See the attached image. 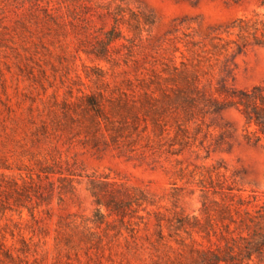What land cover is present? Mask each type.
I'll return each mask as SVG.
<instances>
[{"label": "rangeland", "instance_id": "1", "mask_svg": "<svg viewBox=\"0 0 264 264\" xmlns=\"http://www.w3.org/2000/svg\"><path fill=\"white\" fill-rule=\"evenodd\" d=\"M82 1L0 0V264H264V135L234 104L264 84V44L240 51L233 26L264 0H92L155 15L116 65L80 48L99 19L45 17ZM100 91L138 102L95 133ZM91 175L150 202L96 222Z\"/></svg>", "mask_w": 264, "mask_h": 264}, {"label": "trees", "instance_id": "2", "mask_svg": "<svg viewBox=\"0 0 264 264\" xmlns=\"http://www.w3.org/2000/svg\"><path fill=\"white\" fill-rule=\"evenodd\" d=\"M46 19L58 23L59 17L68 19L73 25L76 22L82 23L85 29L90 28L92 21L99 19L102 26L96 31L97 35L88 38V44L80 47L82 50L97 59L106 60L112 65L120 63V59L128 62L134 55L136 46L143 39L144 31H149L155 22V15L145 9H134L128 4L119 3H92V0H84L75 5H67L66 15L54 14L45 7ZM238 38L235 40L237 48L242 51L249 43L264 44V13H256L251 16H240L233 21ZM122 40V45L126 51L118 52L117 56L113 55L115 42ZM81 46V45H80ZM109 85V82H106ZM148 100L155 99L151 94H146ZM85 108L92 113L95 133L102 131L101 120H108L110 114L106 107L115 114L132 107L138 102L136 98L130 97L126 91H120L118 95L107 96L105 92L87 93L85 95ZM234 104L240 109L249 125L255 124L257 132L264 135V84H256L248 89L237 92ZM108 128V127H107ZM97 135V134H96ZM114 138V135H111ZM115 139V138H114ZM117 140V139H115ZM43 171L47 174L60 172L59 180H68V184L73 181L64 171H57L51 165H46ZM18 180H16V183ZM52 187L54 182H52ZM89 189L94 196L98 208V217L96 222L104 221L108 216L117 215L122 221L127 216L132 217L138 213L141 207H146L149 203L147 192L142 188H134L125 183L112 180L108 176L91 175L89 178ZM62 190V188H61ZM60 190V191H61ZM106 208L107 212H104ZM264 209V205H263ZM264 211V210H263ZM263 213V212H262Z\"/></svg>", "mask_w": 264, "mask_h": 264}]
</instances>
